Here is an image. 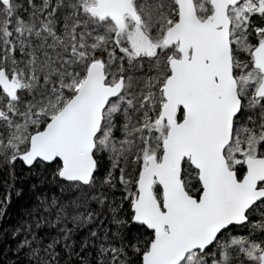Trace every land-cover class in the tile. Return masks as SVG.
<instances>
[{"label":"snow or ice","instance_id":"snow-or-ice-1","mask_svg":"<svg viewBox=\"0 0 264 264\" xmlns=\"http://www.w3.org/2000/svg\"><path fill=\"white\" fill-rule=\"evenodd\" d=\"M0 172V264H264V0H0Z\"/></svg>","mask_w":264,"mask_h":264},{"label":"trees","instance_id":"trees-1","mask_svg":"<svg viewBox=\"0 0 264 264\" xmlns=\"http://www.w3.org/2000/svg\"><path fill=\"white\" fill-rule=\"evenodd\" d=\"M3 173L0 172V178L3 177ZM5 192H6V189H5V186L3 183H0V199H2L5 195ZM24 203V199L23 198H20V197H17L15 192H13L12 194V203L9 205L10 209H11V212L13 214H15L19 208L22 206V204Z\"/></svg>","mask_w":264,"mask_h":264}]
</instances>
